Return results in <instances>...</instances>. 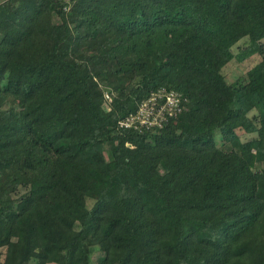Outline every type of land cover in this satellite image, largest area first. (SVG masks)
<instances>
[{"label": "trees", "instance_id": "obj_1", "mask_svg": "<svg viewBox=\"0 0 264 264\" xmlns=\"http://www.w3.org/2000/svg\"><path fill=\"white\" fill-rule=\"evenodd\" d=\"M161 90L177 117L121 126ZM0 257L264 264V0L0 3Z\"/></svg>", "mask_w": 264, "mask_h": 264}, {"label": "built area", "instance_id": "obj_2", "mask_svg": "<svg viewBox=\"0 0 264 264\" xmlns=\"http://www.w3.org/2000/svg\"><path fill=\"white\" fill-rule=\"evenodd\" d=\"M109 97L108 94L105 95L106 99ZM182 111L183 105L180 94L161 90L141 103L138 111L130 114L122 121L121 126L135 130L161 129Z\"/></svg>", "mask_w": 264, "mask_h": 264}, {"label": "rangeland", "instance_id": "obj_3", "mask_svg": "<svg viewBox=\"0 0 264 264\" xmlns=\"http://www.w3.org/2000/svg\"><path fill=\"white\" fill-rule=\"evenodd\" d=\"M3 1H5V0H0V3H2ZM247 47H248V40L244 39L241 42H239L233 48V52H234L235 55H238L240 51H242L243 49H246ZM261 61H262V58L260 56H258V55H255V56L247 59L244 62H238L237 59H235L232 63H230L229 65H227L224 68V74L227 77L228 81H230V82L236 81L238 78H240L242 76H245V74L250 69H252L254 66H256ZM106 94H108L110 97L108 99H106L105 108L107 110H110L109 106H110V103L112 101V95L110 93H108V92H106ZM144 101H147V100H144ZM143 102H141V103H143ZM102 256H103V254L101 252L95 251V253L93 255V260L96 261ZM0 258H2V257H0Z\"/></svg>", "mask_w": 264, "mask_h": 264}]
</instances>
